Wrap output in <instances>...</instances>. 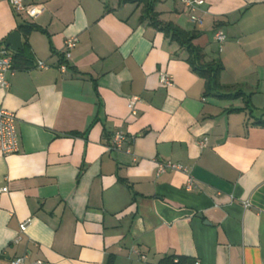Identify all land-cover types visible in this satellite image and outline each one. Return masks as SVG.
I'll use <instances>...</instances> for the list:
<instances>
[{
    "label": "crops",
    "instance_id": "crops-1",
    "mask_svg": "<svg viewBox=\"0 0 264 264\" xmlns=\"http://www.w3.org/2000/svg\"><path fill=\"white\" fill-rule=\"evenodd\" d=\"M25 2L44 12L28 19L0 0V49L21 25L45 31L29 35L33 64L0 91L19 137L18 153L0 154V264H264V127L253 126L264 120V0H206L201 24L181 0L154 7L161 22L197 35L193 44L222 64V85L250 97L251 113L242 99L205 98L187 51L142 22L141 6ZM69 38L77 45L62 71ZM116 132L127 141L110 152ZM160 161L187 167L193 189L183 173L156 177Z\"/></svg>",
    "mask_w": 264,
    "mask_h": 264
},
{
    "label": "built area",
    "instance_id": "built-area-1",
    "mask_svg": "<svg viewBox=\"0 0 264 264\" xmlns=\"http://www.w3.org/2000/svg\"><path fill=\"white\" fill-rule=\"evenodd\" d=\"M182 4L187 12L189 19L194 24H201L202 18L200 13L202 12V7H204L206 0H181ZM8 3L12 11L18 15L23 16L28 19H35L40 14L44 12V7L36 3H27L25 0H8ZM214 40L222 44L225 41V36L222 32L218 31L214 35ZM77 41L75 38H69L65 41L63 60L60 65V69L64 71L66 69V62L71 58L72 51L76 48ZM38 69L47 70L49 67L42 62L36 64ZM16 72L13 64V52L8 48L0 49V91H6L10 84L8 81L9 76H13ZM160 83L165 87H172L173 83L171 78L166 74H160ZM139 101L138 97H133L129 103L128 107L130 110L134 109V104ZM127 139L124 133L116 132L111 137V144L108 147L110 152H116L123 149V145L126 143ZM207 145V140L205 139L200 146L205 147ZM19 151V137L17 132V119L14 113L9 112L0 107V154L2 156H8L16 154ZM128 155H131V149H125ZM136 161V159H134ZM167 172H177L183 173L187 176V182L185 189L191 191L194 186V179L189 175V169L180 164H174L168 161H160L156 163V177ZM7 192L6 188L0 189V193ZM249 207L248 203L244 204V208ZM28 227V221L20 225V233H24ZM143 259V257H142ZM8 264H45L44 261H28L25 257H16L9 260Z\"/></svg>",
    "mask_w": 264,
    "mask_h": 264
},
{
    "label": "trees",
    "instance_id": "trees-1",
    "mask_svg": "<svg viewBox=\"0 0 264 264\" xmlns=\"http://www.w3.org/2000/svg\"><path fill=\"white\" fill-rule=\"evenodd\" d=\"M122 1L141 6L142 22H147L149 27L163 33L166 38L171 39L180 48L187 51L188 58L186 59V63L191 71L203 80L205 98H216L219 100L242 99L245 104V108L242 111L248 110L251 113L250 97L248 95L236 87H227L220 83L219 77L223 71V66L220 62L206 60L202 49L193 44L197 35L195 33H188L172 23H164L159 20V14L155 12L154 8L157 0ZM18 32L24 37V43L22 44L21 51L13 53V64L15 69L27 70L33 64L27 39L32 32L45 34V31L35 24H24L18 28ZM253 126L264 127V120L255 121ZM112 262L113 259L110 258L108 264H112ZM159 264H196V261L184 256H168L163 258Z\"/></svg>",
    "mask_w": 264,
    "mask_h": 264
},
{
    "label": "water",
    "instance_id": "water-1",
    "mask_svg": "<svg viewBox=\"0 0 264 264\" xmlns=\"http://www.w3.org/2000/svg\"><path fill=\"white\" fill-rule=\"evenodd\" d=\"M5 47L9 48L14 53H17L22 50L21 35L20 33L14 32L11 33L6 42Z\"/></svg>",
    "mask_w": 264,
    "mask_h": 264
}]
</instances>
